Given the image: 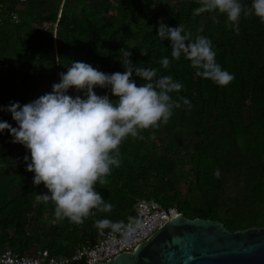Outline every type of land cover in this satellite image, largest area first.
Here are the masks:
<instances>
[{"label":"trees","instance_id":"1","mask_svg":"<svg viewBox=\"0 0 264 264\" xmlns=\"http://www.w3.org/2000/svg\"><path fill=\"white\" fill-rule=\"evenodd\" d=\"M241 3L250 7L251 0ZM199 7V0H0V69L8 59L18 65V81L1 85L0 106L23 105L51 92L72 61L108 74L124 72L118 59L121 48L132 53L136 66L157 69V78L172 76L181 83L179 92L169 94L174 101L185 97L191 102L188 110L180 101L167 124L142 131L143 139L129 136L121 143L120 166H113L106 185H96L113 209L93 210L82 224L58 220L51 201H38L47 189L33 184L34 173L27 171L30 153L11 144L8 130L0 132V251L10 248L25 255L46 248L52 255L69 256L78 246L97 241L98 230L107 228L98 222L133 220L138 201L149 199L188 218L219 220L230 231L264 225V23L242 14L237 33L224 14L193 15ZM11 10L18 13L16 23L10 20ZM160 22L183 25L193 40L199 35L210 39L216 62L234 75L232 82L218 86L198 76L183 54L173 59L171 41L157 36ZM164 58L170 61L168 68L160 63ZM132 78L138 85L145 83L135 74ZM94 91L117 99L109 89ZM68 94L83 96L73 89ZM2 121L18 127L10 112L0 110ZM161 132L170 135L164 146L156 143ZM181 143L190 146L196 205L174 185ZM228 176L234 183L231 195L225 189Z\"/></svg>","mask_w":264,"mask_h":264},{"label":"clouds","instance_id":"2","mask_svg":"<svg viewBox=\"0 0 264 264\" xmlns=\"http://www.w3.org/2000/svg\"><path fill=\"white\" fill-rule=\"evenodd\" d=\"M201 7L193 15L215 11L226 15L227 24L238 33L241 15H255L264 23V0H251L246 6L241 0H199ZM202 27L200 31H202ZM157 36L161 41H171L172 58L179 60L181 54L197 70V75L210 79L225 87L234 75L223 70L216 62L211 40L203 35L194 40L183 25L169 27L163 22L158 25ZM131 47V46H130ZM125 71L104 73L92 65L72 61L67 72L60 73V82L53 83L52 91L21 105L10 102L0 110L10 112L18 127L7 121L0 122V132L8 130L13 143L23 145L30 153L25 155L27 171L33 172V184L43 183L46 193H40L38 201L54 204V215L58 220L67 218L74 224H82L86 218L98 212H111L113 205L105 203L96 185H106V177L113 166L119 167L120 145L129 136L143 139L140 133L167 124L173 109L187 106L191 102L185 97L174 101L172 92H179L183 85L172 76L157 78V69H146L133 64L132 53L125 48L119 50ZM142 55H147L141 50ZM164 68L170 66L168 58L160 61ZM145 81L137 84L132 78ZM109 89V95H97L95 88ZM73 89L81 95H69ZM152 139H155L153 133ZM132 218H130L131 221ZM101 228L110 227L120 231L121 222L103 220ZM129 232L134 231L131 223Z\"/></svg>","mask_w":264,"mask_h":264},{"label":"water","instance_id":"3","mask_svg":"<svg viewBox=\"0 0 264 264\" xmlns=\"http://www.w3.org/2000/svg\"><path fill=\"white\" fill-rule=\"evenodd\" d=\"M92 264H264V225L230 231L219 220H167L132 253Z\"/></svg>","mask_w":264,"mask_h":264},{"label":"built area","instance_id":"4","mask_svg":"<svg viewBox=\"0 0 264 264\" xmlns=\"http://www.w3.org/2000/svg\"><path fill=\"white\" fill-rule=\"evenodd\" d=\"M23 1V0H19ZM10 20L18 22V13L9 12ZM175 207L163 208L156 201L140 200L137 203L133 220L123 223L120 231L110 227L98 230V239L92 245H82L75 248L69 256H55L48 249H36L29 254L20 255L10 248L0 251V264H69L74 261H84L85 264L103 262L120 253H132L136 246L147 240L167 220L178 215ZM131 223L134 231L129 232L127 225Z\"/></svg>","mask_w":264,"mask_h":264},{"label":"rangeland","instance_id":"5","mask_svg":"<svg viewBox=\"0 0 264 264\" xmlns=\"http://www.w3.org/2000/svg\"><path fill=\"white\" fill-rule=\"evenodd\" d=\"M91 1V0H89ZM139 0H137L138 2ZM177 0H153L155 4H171L176 2ZM61 4L62 1H61ZM115 4L112 5L111 8V13L115 14ZM164 18V16H163ZM7 62V63H6ZM5 63V64H4ZM2 68L0 69V89L2 84H8L11 82V80L18 81V65L15 59H8L4 62ZM13 124H15L13 120ZM169 138L170 135L166 132H161L159 133L156 143L158 145L164 146V144L169 143ZM8 140H10L11 144L13 146L17 147H22L23 145L19 143H13V137L9 133ZM187 153H186V150ZM178 151V157L179 159V164L177 165L176 171H175V176H174V185L178 191L181 192L183 197H188L193 205H196L198 203V200L196 201V197L198 195V192H196L195 187H194V176H193V171L191 167V163L189 162V151H190V146L188 145V148L183 147L182 143L177 147ZM234 183H233V178L231 176H228L227 181L225 182V189L227 194L226 195H231L234 193L233 189ZM221 213L223 208L220 209ZM47 218V214L43 215V219ZM3 247H7L6 245Z\"/></svg>","mask_w":264,"mask_h":264}]
</instances>
